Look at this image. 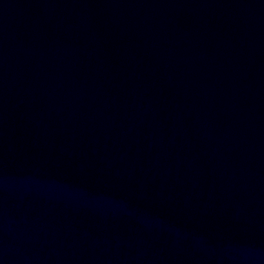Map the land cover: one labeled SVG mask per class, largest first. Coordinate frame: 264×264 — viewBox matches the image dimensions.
Returning <instances> with one entry per match:
<instances>
[{
  "label": "water",
  "instance_id": "1",
  "mask_svg": "<svg viewBox=\"0 0 264 264\" xmlns=\"http://www.w3.org/2000/svg\"><path fill=\"white\" fill-rule=\"evenodd\" d=\"M0 264H264V0H0Z\"/></svg>",
  "mask_w": 264,
  "mask_h": 264
}]
</instances>
